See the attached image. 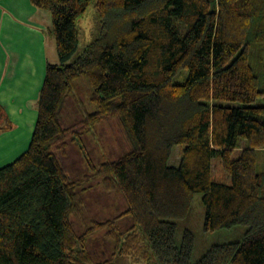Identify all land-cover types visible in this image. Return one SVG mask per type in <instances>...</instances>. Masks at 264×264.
I'll list each match as a JSON object with an SVG mask.
<instances>
[{
    "label": "trees",
    "instance_id": "trees-1",
    "mask_svg": "<svg viewBox=\"0 0 264 264\" xmlns=\"http://www.w3.org/2000/svg\"><path fill=\"white\" fill-rule=\"evenodd\" d=\"M31 1L52 13L60 62L47 63L28 148L0 167V264H264V0H97L98 32L73 61L90 0ZM112 120L131 149L95 163L83 135ZM11 127L0 103V132ZM70 142L88 163L78 178L55 153ZM215 157L230 183L213 179ZM95 182L126 205L79 234L72 216ZM197 193L206 230L248 229L193 261V231L180 244L177 231ZM102 229L114 251L97 261Z\"/></svg>",
    "mask_w": 264,
    "mask_h": 264
},
{
    "label": "rangeland",
    "instance_id": "rangeland-1",
    "mask_svg": "<svg viewBox=\"0 0 264 264\" xmlns=\"http://www.w3.org/2000/svg\"><path fill=\"white\" fill-rule=\"evenodd\" d=\"M96 3L97 0H90L86 12L78 21L79 48L71 61L75 60L83 52L88 43H90L98 32L99 22ZM35 20L46 28L45 32L48 37L46 40V52L49 62L59 63L60 59L55 36L54 34L50 36L47 30L48 27L51 29L53 28L52 13L46 9H39V13L35 17ZM184 80L185 77L183 75L175 79L176 82H183ZM84 100L87 101L85 96ZM259 103H264V101L260 100ZM74 106V103L70 100L69 108L73 110ZM88 107H90V105H88ZM89 109L92 110V107ZM69 113L70 115L73 114L71 110H69ZM80 119L81 114L77 111V113H74L72 119L69 118L68 124L71 122H79ZM79 128L80 125H77L76 129L79 130ZM83 141L86 144V150L90 158L95 163L99 164L108 159L114 160L131 149V141L117 120L99 124L93 135H83ZM29 144L30 142L22 143L23 148H21V152L19 153L25 151ZM183 149V145H177L175 147L174 155L171 158L172 164H178ZM239 152L240 150L234 152L233 157H237ZM55 153L71 178H78L88 172L87 160L80 146L76 143L70 142L65 152L55 149ZM261 161L264 162V149L261 150ZM3 165H5L3 161H0V167ZM213 179L220 182H231L230 175L224 169L220 157H215L213 160ZM83 195L85 199V210L83 214H73L72 216L75 228L79 234H82L86 230V227L91 225L94 221H105L118 215L123 211L126 205V200L119 191H107L97 182L94 183L90 190L84 192ZM205 211L203 194L197 193L187 217L178 220L177 242L179 244L183 241L186 229H190L194 233L193 261L200 259L214 244L243 239L248 229L247 225L237 224L229 228L208 231L205 229ZM130 225L131 222L129 220H123L120 223L123 230H127ZM90 248L97 261H102L112 256L114 243L107 235V230L102 229L90 238Z\"/></svg>",
    "mask_w": 264,
    "mask_h": 264
},
{
    "label": "crops",
    "instance_id": "crops-1",
    "mask_svg": "<svg viewBox=\"0 0 264 264\" xmlns=\"http://www.w3.org/2000/svg\"><path fill=\"white\" fill-rule=\"evenodd\" d=\"M38 13L31 0H0V103L12 123L0 132L3 164L20 156L38 118L37 102L49 62L46 28L35 20ZM47 30L51 36L52 29Z\"/></svg>",
    "mask_w": 264,
    "mask_h": 264
}]
</instances>
